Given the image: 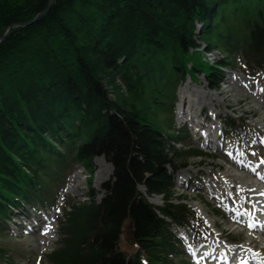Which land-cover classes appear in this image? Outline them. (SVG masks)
<instances>
[{"label":"trees","instance_id":"trees-1","mask_svg":"<svg viewBox=\"0 0 264 264\" xmlns=\"http://www.w3.org/2000/svg\"><path fill=\"white\" fill-rule=\"evenodd\" d=\"M50 2L0 0V36L43 12L0 42V235L16 210L60 208L72 169L92 173L104 156L103 196L65 202L50 263L188 264L176 231L196 215L174 173L206 153L175 122L177 86L199 73L218 88L240 63L263 72L264 0ZM206 49L223 56L211 63ZM126 222L132 253L120 247ZM6 253L0 264L14 262Z\"/></svg>","mask_w":264,"mask_h":264},{"label":"rangeland","instance_id":"rangeland-1","mask_svg":"<svg viewBox=\"0 0 264 264\" xmlns=\"http://www.w3.org/2000/svg\"><path fill=\"white\" fill-rule=\"evenodd\" d=\"M203 52V58L211 63L223 56L218 49ZM222 77L218 88L211 87L209 80L199 73L197 80L188 76L177 86L175 122L181 128L189 127L192 144L206 155L177 165L175 191L196 216L191 227L176 232L183 242L184 261L188 264L264 263V229L255 230L250 226L264 223L263 185L260 190L263 183L260 168L264 170V72L256 73L240 63L225 68ZM240 87L246 94L238 102L235 89ZM230 118L236 120L238 127L229 126ZM218 144H221L219 151L215 148ZM231 152L239 157L235 158ZM229 157L245 164L253 174L238 172ZM94 163L92 173L82 165L72 169L60 191L65 202L86 201L89 193L101 199L102 185L111 177L113 166L104 156H97ZM200 182H205L202 189ZM230 185L234 188L229 189ZM193 194H199L205 201ZM156 195L151 201L162 205L163 196ZM233 195H237L234 200ZM232 200L242 202L243 206H233ZM65 202L59 203L60 208L55 210L15 211L7 234L0 235V247L7 252L6 260L14 261L5 264H51L48 255L59 246ZM231 209L234 217L243 218L237 221L229 218ZM37 222H41L39 228ZM31 229H37L34 232L37 235ZM130 230V223L126 222L120 247L127 253L136 250L129 241Z\"/></svg>","mask_w":264,"mask_h":264},{"label":"bare ground","instance_id":"bare-ground-1","mask_svg":"<svg viewBox=\"0 0 264 264\" xmlns=\"http://www.w3.org/2000/svg\"><path fill=\"white\" fill-rule=\"evenodd\" d=\"M241 85V84H240ZM253 91V90H252ZM231 92V91H230ZM235 92L237 93V97H239V99H238V102H240V101H242L243 99H244V97H245V91H244V89H242L241 87L240 88H236L235 89ZM226 95V94H225ZM230 97V96H229ZM228 98V97H227ZM236 102V101H235ZM235 104V103H234ZM230 107V106H229ZM205 111V110H204ZM208 118V117H207ZM219 145H220V147H219ZM214 148V147H213ZM216 150L217 151H219L220 150V148H221V144H218L216 147ZM234 156H235V158H237V157H239L237 154H236V152H231ZM230 158V157H229ZM230 161L232 162V165L233 166H235V168L237 169V171L238 172H242V173H250L251 175L253 174V172H251L250 170H249V168L248 167H246V165L245 164H243V163H240V161H234L232 158H230ZM260 170H261V172H262V174H261V176H262V181H263V183L261 184V187H260V190H263V186H264V170L263 169H261L260 168ZM237 179V178H236ZM240 179V178H239ZM254 183V182H253ZM252 183V184H253ZM201 184V185H200ZM200 188L202 189V188H204V186H205V182H200ZM231 184V183H230ZM233 184H235V183H233ZM256 184V183H255ZM259 184V183H258ZM236 185V184H235ZM263 185V186H262ZM191 186V185H190ZM233 186V185H232ZM231 185H230V187H229V189H233L234 188V186L232 187ZM187 187V186H186ZM189 188H191V187H189ZM205 188H207V187H205ZM236 188H238V187H236ZM242 188V187H241ZM240 188V189H241ZM210 189V188H209ZM212 189V188H211ZM249 190V189H248ZM218 191V190H217ZM247 192V191H246ZM249 192V191H248ZM247 192V193H248ZM194 193V192H193ZM197 193V192H196ZM223 194V193H222ZM195 197H197V198H199V199H202V200H204V197H201L199 194H193ZM225 195V194H224ZM244 195V194H243ZM248 195V194H247ZM155 196V195H154ZM156 196H158V195H156ZM214 196V195H213ZM220 196V195H219ZM244 196H246V195H244ZM233 200H234V198H237V195H233ZM151 199V198H150ZM212 199H215L214 197L212 198ZM224 199V198H223ZM226 200H227V198H226ZM233 200L231 201V204L233 205V206H235L236 204L237 205H239V207H241V206H243L242 204V202L241 203H238V202H233ZM205 201V200H204ZM213 202V201H212ZM207 203V202H206ZM209 203H210V201H209ZM227 204V203H226ZM245 206H248V207H251V206H254L253 204H245ZM236 208V207H235ZM220 211H221V209H220ZM259 212V211H258ZM228 217L229 218H231V219H233V217H234V213L232 212V209H231V211L229 210V212H228ZM242 219L243 217L242 216H236V217H234V220H236V219ZM237 221V220H236ZM239 221V220H238ZM40 223L41 222H37L36 224V227L37 228H39L40 227ZM45 223V222H44ZM47 223V222H46ZM243 223V222H242ZM251 228H256L255 230H257V229H259V228H262V229H264V223H262V224H256V223H252L251 225ZM30 227V226H29ZM221 229V228H220ZM32 230V232L34 233L37 229H31ZM40 230V229H39ZM38 232V231H37ZM34 235H37V233H34ZM221 235H224V232L221 230ZM228 240V239H227ZM230 241V240H229ZM232 241V240H231ZM230 241V242H231ZM252 264V263H251ZM253 264H255V263H253ZM258 264H264V263H258Z\"/></svg>","mask_w":264,"mask_h":264},{"label":"water","instance_id":"water-1","mask_svg":"<svg viewBox=\"0 0 264 264\" xmlns=\"http://www.w3.org/2000/svg\"><path fill=\"white\" fill-rule=\"evenodd\" d=\"M53 1H54V0H51L49 7L51 6V4H52ZM49 7H48L46 10H48ZM42 13H43V12L37 14V16H36L32 21H30V22H21V23H18V24H12V25H10V26L7 28V30L5 31V33H4L2 36H0V42H2V41L8 36V34L11 32V30H12L13 27H15V26H24V25H27V24H29V23H31V22L37 20V19L40 17V15H41Z\"/></svg>","mask_w":264,"mask_h":264},{"label":"snow or ice","instance_id":"snow-or-ice-1","mask_svg":"<svg viewBox=\"0 0 264 264\" xmlns=\"http://www.w3.org/2000/svg\"><path fill=\"white\" fill-rule=\"evenodd\" d=\"M262 163H264V162H262Z\"/></svg>","mask_w":264,"mask_h":264}]
</instances>
